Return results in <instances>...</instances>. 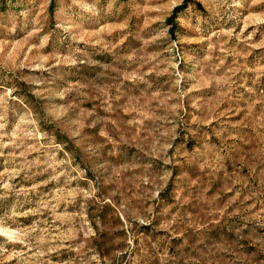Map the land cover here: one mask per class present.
Segmentation results:
<instances>
[{
    "label": "rangeland",
    "instance_id": "1",
    "mask_svg": "<svg viewBox=\"0 0 264 264\" xmlns=\"http://www.w3.org/2000/svg\"><path fill=\"white\" fill-rule=\"evenodd\" d=\"M0 264H264V0H0Z\"/></svg>",
    "mask_w": 264,
    "mask_h": 264
}]
</instances>
